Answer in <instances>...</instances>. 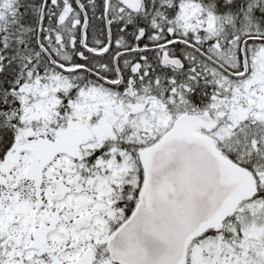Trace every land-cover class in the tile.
<instances>
[{"label": "snow or ice", "instance_id": "snow-or-ice-1", "mask_svg": "<svg viewBox=\"0 0 264 264\" xmlns=\"http://www.w3.org/2000/svg\"><path fill=\"white\" fill-rule=\"evenodd\" d=\"M0 264H264V0H0Z\"/></svg>", "mask_w": 264, "mask_h": 264}]
</instances>
